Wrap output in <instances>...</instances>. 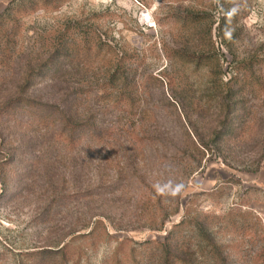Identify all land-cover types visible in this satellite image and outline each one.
I'll list each match as a JSON object with an SVG mask.
<instances>
[{
    "label": "rangeland",
    "instance_id": "obj_1",
    "mask_svg": "<svg viewBox=\"0 0 264 264\" xmlns=\"http://www.w3.org/2000/svg\"><path fill=\"white\" fill-rule=\"evenodd\" d=\"M11 1L0 0V15ZM229 13L234 28L219 31ZM73 18L95 20L119 53L138 56L139 108L133 116L93 94L81 111L100 131L75 149L27 118L0 122V264H154L131 247L162 242L189 204L203 215L251 211L245 230L216 228L213 238L223 264H264V0H65L25 19V47ZM173 50L213 61L186 65ZM21 68L0 73V105ZM62 87L41 86L38 98L54 101ZM96 221L106 238L79 240L69 263L53 255Z\"/></svg>",
    "mask_w": 264,
    "mask_h": 264
},
{
    "label": "trees",
    "instance_id": "obj_2",
    "mask_svg": "<svg viewBox=\"0 0 264 264\" xmlns=\"http://www.w3.org/2000/svg\"><path fill=\"white\" fill-rule=\"evenodd\" d=\"M64 1L13 0L0 15V73L14 64L22 63L15 89L10 97L1 101L5 104L0 105V122L3 119L20 122L21 117L27 118L26 123L31 124L33 129L41 126L48 130L56 129L65 145L75 149L100 131L97 115L95 117L89 111L85 118L82 113L81 108L85 103L96 99L114 106L131 107L130 110L135 113L129 114L135 116L144 83L143 78L136 77L137 73L132 65L134 59L138 60V56L119 53L103 38L93 20L97 15L91 19L93 22L90 24L73 18L38 31L32 37V44L25 47L22 40L25 35V19L41 12H58ZM186 18L187 25L196 23L194 17ZM235 23L234 13H229L218 29L225 32L229 27L234 28ZM233 39L234 35L230 42ZM172 52L184 64L195 67L209 65L212 60L210 53L197 55L186 50ZM49 84L65 87H62L61 94L54 101L43 102L37 93L41 86ZM228 107L227 104L226 108ZM231 129L229 126V132ZM239 212L203 215L189 204L185 207L181 220L166 231L162 242L135 243L137 247L131 249L135 254L148 252L154 264H223L221 246L216 243L213 234L216 228L230 226L236 230H245L247 223L254 220L255 215L251 211ZM178 213L179 209L176 210V214ZM167 220L163 217L153 230H162ZM101 225L103 226L101 221L88 225L86 232L74 235L53 255L60 256L67 263L79 259L76 255L80 250L76 246L79 240L95 242L108 236L105 230L97 234ZM127 244L128 241L118 243V251Z\"/></svg>",
    "mask_w": 264,
    "mask_h": 264
}]
</instances>
